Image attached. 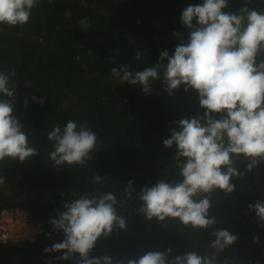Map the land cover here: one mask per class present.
<instances>
[{
  "label": "trees",
  "instance_id": "trees-1",
  "mask_svg": "<svg viewBox=\"0 0 264 264\" xmlns=\"http://www.w3.org/2000/svg\"><path fill=\"white\" fill-rule=\"evenodd\" d=\"M202 3L39 0L27 24L0 25V70L15 73L13 115L39 152L24 162L0 163L5 181L0 185V212L17 209L28 222L40 226L32 241L0 242V264H77L78 254L63 260V252L45 249L64 239L50 219L66 200L85 193L115 192L118 214L127 223L126 230L114 228L109 236L99 238L90 257L109 256L112 264H128L149 251L165 253L168 259L189 252L201 257L215 253L209 247L214 229H192L171 219L149 220L138 211L143 187L182 179L177 148H168L163 141L170 138L175 121L203 115L198 93L181 85L169 95L161 77L145 94L140 84L122 83L111 75V68L121 64L138 71L159 63L163 51L172 56L189 38L181 20L183 10ZM244 7L264 12V0H228L224 11L237 13ZM69 119L87 121L99 140L83 167H57L48 158L52 150L48 132ZM246 164L243 157L236 158L235 167L243 175L233 177L232 193L217 190L211 195L210 216L218 220L214 227L237 236L217 255L216 264H264V224L248 207L264 201V163L251 171ZM94 175L104 178L102 183H94ZM129 181L133 182L130 197L125 195Z\"/></svg>",
  "mask_w": 264,
  "mask_h": 264
},
{
  "label": "clouds",
  "instance_id": "clouds-1",
  "mask_svg": "<svg viewBox=\"0 0 264 264\" xmlns=\"http://www.w3.org/2000/svg\"><path fill=\"white\" fill-rule=\"evenodd\" d=\"M38 4L39 0H0V25L27 24ZM227 7L228 0H203L186 7L181 20L189 29V38L172 56L163 51L159 63L138 71L129 70L127 64L111 68L113 77L122 83L140 84L145 94L161 77L169 95L181 85L185 91L194 89L205 110L202 116L174 122L170 138L163 144L176 146L182 179L177 183L160 180L152 187H143L138 211L149 220L171 219L192 229H214L209 233V247L215 253L201 257L189 252L168 259L165 253L149 251L139 259L128 260V264H216L217 255L237 240L229 231L214 227L218 220L210 216L211 195L217 190H235L233 177L243 175L235 167L236 158L247 161L248 171L264 163V59L258 60L264 55V12L248 7L237 13L225 12ZM140 57L137 51V60ZM14 75L0 70V163L24 162L39 155L13 115ZM47 139L52 142L48 158L57 167L85 166L99 142L87 121L71 119L63 127L55 125ZM92 179L100 184L104 178L94 175ZM4 183L0 176V185ZM132 191L133 182L129 181L125 195L130 197ZM117 204L115 192L85 193L66 200L57 216L50 219L54 230L63 231L64 239L45 251L63 252V260L78 254L77 264H112L111 257H90V253L98 239L109 236L114 228L126 230ZM248 207L264 224V201L257 200ZM167 252L170 255L171 249Z\"/></svg>",
  "mask_w": 264,
  "mask_h": 264
},
{
  "label": "built area",
  "instance_id": "built-area-1",
  "mask_svg": "<svg viewBox=\"0 0 264 264\" xmlns=\"http://www.w3.org/2000/svg\"><path fill=\"white\" fill-rule=\"evenodd\" d=\"M40 232V226L28 222L25 215L17 209H3L0 212V242L32 241Z\"/></svg>",
  "mask_w": 264,
  "mask_h": 264
},
{
  "label": "rangeland",
  "instance_id": "rangeland-1",
  "mask_svg": "<svg viewBox=\"0 0 264 264\" xmlns=\"http://www.w3.org/2000/svg\"><path fill=\"white\" fill-rule=\"evenodd\" d=\"M23 215H24V213H23Z\"/></svg>",
  "mask_w": 264,
  "mask_h": 264
}]
</instances>
